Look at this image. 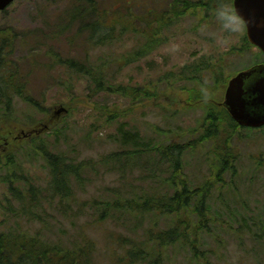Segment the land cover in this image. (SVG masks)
<instances>
[{
    "label": "rangeland",
    "instance_id": "obj_1",
    "mask_svg": "<svg viewBox=\"0 0 264 264\" xmlns=\"http://www.w3.org/2000/svg\"><path fill=\"white\" fill-rule=\"evenodd\" d=\"M97 1L106 4L112 0ZM69 4L70 0H15L0 12V31L14 34L6 66L16 83H20L18 79L24 81V95L32 96L40 105L28 106L19 95L12 100L8 122L14 131L10 144H0V158L5 160L9 152L17 157L24 149L30 157L22 159L17 178L3 182L1 176L5 173L0 171V230L38 233L45 242L63 247L89 237L97 243L98 264H111L109 254L117 249L118 235H141H133L136 228L123 217L117 225L96 223V201L159 191L162 178L168 174L167 162L158 161L153 151L125 169L102 159L120 152L119 127L131 134L138 132L139 142L145 145L168 143L161 133L164 130L171 131L170 137L175 132L188 137L202 125L208 105H212L206 101L211 97L203 93L204 87L215 86L211 99L221 101L228 77L252 64L264 63V55L256 47L239 51L240 38L246 34L242 21L239 31H232L217 15L204 20L189 15L162 31L160 45L133 63L111 62L125 58L137 47L138 38L128 33L95 50L87 49L90 60L102 57L110 62L106 69L118 70L115 84L137 90L149 88L162 100L155 103L151 97L142 103L139 96L132 98L118 92L90 95L93 86L86 79L69 74L52 59L60 56L81 60L86 53L85 35L71 42L76 27L67 32L60 29ZM226 7L232 10V2ZM203 62L208 69L224 68L217 84L215 76L212 78L204 68L190 79L181 76L184 67L202 66ZM163 97H172L174 103ZM100 106L106 108L104 113ZM185 138L183 141H187ZM230 138L237 174L224 175L227 186L222 198L212 196L211 215L216 221L210 235L200 237L201 247L209 250L203 264H264V234L260 229L264 222V127L238 128ZM209 146L211 143L193 153L186 151L182 157L183 173L193 188L210 175L211 162L206 161ZM36 148L59 153L73 164H86L79 180L69 178L72 195L61 199L54 192L46 160L32 153ZM11 186L22 194V201L10 192ZM31 187L35 189L34 197L29 193ZM190 259L189 250L182 249L164 264H191Z\"/></svg>",
    "mask_w": 264,
    "mask_h": 264
},
{
    "label": "trees",
    "instance_id": "obj_2",
    "mask_svg": "<svg viewBox=\"0 0 264 264\" xmlns=\"http://www.w3.org/2000/svg\"><path fill=\"white\" fill-rule=\"evenodd\" d=\"M231 2L232 0H112L110 3L100 4L97 0H70V6L65 11L66 20L60 29L67 32L76 27L69 38L71 42L77 36L85 35L83 40L86 53L81 60L77 57L60 56H52V59L69 74L86 79L87 83L93 86L90 88V95L118 92L122 96L128 95L132 98L139 96L142 103L153 97L154 102L158 103L162 97L157 96L149 88L137 90L115 84L117 82L115 74L118 70L106 69L110 62L102 57L90 60L87 49L95 50L126 33L134 35L138 41L133 52H129L125 58L111 61L115 64L122 61L130 64L155 50L156 46L160 45L162 31L172 27L174 23L189 15L203 20L213 18L217 15L218 4L223 3L226 7ZM132 9H136L138 13H133ZM61 32L60 30L59 33ZM13 35L8 30L0 31V144L3 147L10 144L14 131L13 125L8 122V115L12 113V100L19 95L28 106L40 107L32 96L24 95V81L18 79L20 83H16L14 75L6 66V54L12 47ZM240 40L238 48L240 52L249 51L253 47L248 42L246 34ZM231 51H236V48H232ZM203 68L207 69V74L212 78L215 76L217 84L224 68L208 69L206 62H203L202 66L193 64L191 67H184L180 74L190 79L201 74ZM199 90L196 92L197 95H201ZM215 90V86L204 87L203 93L213 98ZM163 98L172 101L171 105L174 103L172 97ZM99 109L101 113L106 110L101 106ZM204 116L202 125L188 137L178 132L170 137L171 131H162L168 143L160 142L158 145L149 142L145 145L139 142L138 132L131 134L122 126L119 127L120 152L111 153L102 159L120 164L122 169H125L127 164L135 165L144 154L153 151L158 161L167 162L168 174L162 178L159 191L96 201L94 205L97 209L94 218L96 223L116 224L117 220L123 217L136 228L132 234L141 235L135 237L118 235L115 241L117 249H112L109 254L111 264H164L176 254V251L182 249L189 250L191 264H203L208 259L209 250L201 247L200 237L210 235L215 224L216 220L211 215V200L215 194L222 198L224 187L227 186L224 175L228 172L232 175L237 174L232 161L236 160V157L229 144L230 137L238 126L225 110L217 105H208ZM184 138L187 141H183ZM206 143H211L206 153V161L211 162L210 175L203 183L193 188L190 186L188 176L183 173L182 157L186 151L193 153ZM32 153L46 160L54 192L61 199L72 195L68 186L69 178L74 176L78 179L86 164L82 162L73 164L63 155L52 154L41 148H36ZM29 155L30 152L24 149L17 157L9 152L5 155V160L0 158V171L5 173V177L1 176V181L8 182L11 178H17V173L21 172L19 166L22 159L30 157ZM20 156L21 159H17ZM157 177L160 179V176ZM18 181L20 180L17 179L16 182ZM15 189L13 186L9 188L10 192L13 191L22 201V194ZM29 193L34 197L35 189L31 187ZM260 229L264 234L263 221ZM97 251L96 241L89 237L71 243L70 247H63L59 243L45 242L39 238L38 233L28 235L25 232L12 233L0 230V264H98Z\"/></svg>",
    "mask_w": 264,
    "mask_h": 264
},
{
    "label": "water",
    "instance_id": "obj_3",
    "mask_svg": "<svg viewBox=\"0 0 264 264\" xmlns=\"http://www.w3.org/2000/svg\"><path fill=\"white\" fill-rule=\"evenodd\" d=\"M12 2L0 0V11ZM232 7L244 22L248 42L264 53V0H233ZM221 103L239 126H264V65L252 66L232 76Z\"/></svg>",
    "mask_w": 264,
    "mask_h": 264
},
{
    "label": "clouds",
    "instance_id": "obj_4",
    "mask_svg": "<svg viewBox=\"0 0 264 264\" xmlns=\"http://www.w3.org/2000/svg\"><path fill=\"white\" fill-rule=\"evenodd\" d=\"M217 16L223 20L224 27L232 31H239L240 21L238 17L232 12L231 9L224 6L223 3L218 4L216 8Z\"/></svg>",
    "mask_w": 264,
    "mask_h": 264
},
{
    "label": "flooded vegetation",
    "instance_id": "obj_5",
    "mask_svg": "<svg viewBox=\"0 0 264 264\" xmlns=\"http://www.w3.org/2000/svg\"><path fill=\"white\" fill-rule=\"evenodd\" d=\"M260 64H263L264 65V63H260ZM253 66V65H252ZM251 67V66H250ZM225 88L226 87H224V89H223V91L222 92H224L225 91ZM225 93V92H224ZM223 96H224V94H223ZM223 98V97H222Z\"/></svg>",
    "mask_w": 264,
    "mask_h": 264
}]
</instances>
